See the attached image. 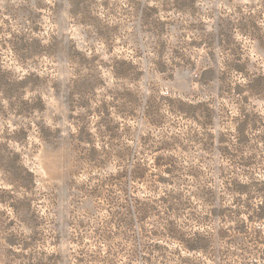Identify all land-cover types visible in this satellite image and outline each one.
Returning <instances> with one entry per match:
<instances>
[{"label":"rangeland","instance_id":"1","mask_svg":"<svg viewBox=\"0 0 264 264\" xmlns=\"http://www.w3.org/2000/svg\"><path fill=\"white\" fill-rule=\"evenodd\" d=\"M0 264H264V0H0Z\"/></svg>","mask_w":264,"mask_h":264}]
</instances>
